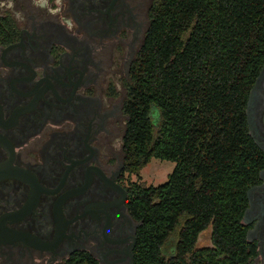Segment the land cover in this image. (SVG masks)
I'll return each mask as SVG.
<instances>
[{
    "label": "flooded vegetation",
    "instance_id": "obj_1",
    "mask_svg": "<svg viewBox=\"0 0 264 264\" xmlns=\"http://www.w3.org/2000/svg\"><path fill=\"white\" fill-rule=\"evenodd\" d=\"M155 1L0 0V264L136 263L125 104ZM245 114L261 168L240 223L264 264V58Z\"/></svg>",
    "mask_w": 264,
    "mask_h": 264
},
{
    "label": "trees",
    "instance_id": "obj_2",
    "mask_svg": "<svg viewBox=\"0 0 264 264\" xmlns=\"http://www.w3.org/2000/svg\"><path fill=\"white\" fill-rule=\"evenodd\" d=\"M150 17L130 72L126 170L176 164L162 184L131 182L135 264H247L240 220L261 160L245 105L264 58V0H156ZM210 226L212 246L198 247ZM66 264L98 263L76 252Z\"/></svg>",
    "mask_w": 264,
    "mask_h": 264
},
{
    "label": "rangeland",
    "instance_id": "obj_3",
    "mask_svg": "<svg viewBox=\"0 0 264 264\" xmlns=\"http://www.w3.org/2000/svg\"><path fill=\"white\" fill-rule=\"evenodd\" d=\"M175 164L174 161L154 157L140 170L139 175L133 173L131 174L130 179L132 181L144 182L148 186H156L168 180L169 174L173 171ZM211 245L212 228L210 226L200 234L197 246L209 247ZM170 251H174L173 248H171Z\"/></svg>",
    "mask_w": 264,
    "mask_h": 264
},
{
    "label": "clouds",
    "instance_id": "obj_4",
    "mask_svg": "<svg viewBox=\"0 0 264 264\" xmlns=\"http://www.w3.org/2000/svg\"><path fill=\"white\" fill-rule=\"evenodd\" d=\"M56 11H59V9H57ZM17 18H21V14L20 13H16Z\"/></svg>",
    "mask_w": 264,
    "mask_h": 264
}]
</instances>
